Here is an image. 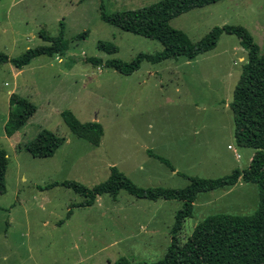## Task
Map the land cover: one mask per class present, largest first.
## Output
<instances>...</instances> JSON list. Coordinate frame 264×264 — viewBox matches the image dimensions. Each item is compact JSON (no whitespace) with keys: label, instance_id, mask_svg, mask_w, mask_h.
I'll return each instance as SVG.
<instances>
[{"label":"rangeland","instance_id":"1","mask_svg":"<svg viewBox=\"0 0 264 264\" xmlns=\"http://www.w3.org/2000/svg\"><path fill=\"white\" fill-rule=\"evenodd\" d=\"M158 1L104 4L113 13ZM101 4L0 0V50L9 56L0 63V150L11 155L5 189L0 191V264H114L122 256L132 264L162 259L180 200L154 201L121 190L116 197L99 195L93 205L79 207L83 195L71 187L49 185L71 180L92 188L107 180L116 166L139 186L181 188L189 183L183 174L220 177L248 167L256 151L239 146L234 135L230 103L248 57L238 36L223 33L214 49L193 59L143 61L126 75L105 62H130L140 52L162 50L163 44L105 21ZM62 21L67 41L63 54L40 55L22 69L15 67L12 58L50 44L41 31L56 36ZM226 24L245 26L264 51V0H220L171 20L194 42ZM101 40L114 43L118 51L100 49ZM18 97L36 106L19 127L26 109L14 102ZM67 109L82 122L103 125L99 145L73 133L62 117ZM43 129L66 140L53 156L34 157L24 145ZM148 150L165 155L180 172H171ZM24 176L27 181L20 179ZM241 182L226 194L225 188L201 192L181 240L209 215L253 214L259 206L258 186Z\"/></svg>","mask_w":264,"mask_h":264},{"label":"trees","instance_id":"2","mask_svg":"<svg viewBox=\"0 0 264 264\" xmlns=\"http://www.w3.org/2000/svg\"><path fill=\"white\" fill-rule=\"evenodd\" d=\"M105 0L101 4V17L105 21L135 34L156 39L163 44V49L154 53L140 52L130 62L121 59H109L105 62L120 73L130 75L137 71L143 61L160 63L170 58L185 56L193 59L200 54L214 49L223 33L235 34L241 45L247 50L248 57L243 65L239 81L234 89L230 103L235 120V139L239 146L255 149V153L246 168L237 167L232 172L216 177L204 178L183 174L189 183L185 187L171 188L163 186L143 187L132 181L116 166L111 168L107 180L90 188L76 181L55 182L73 188L85 197L77 206L87 207L96 202L99 195L110 194L116 197L125 190L137 198L150 200H180L182 206L175 214L170 230L171 243L165 256L154 262L137 264H264V51L252 33L243 25L226 24L213 27L202 39L194 42L181 29L171 25L174 17L188 12L195 7H203L220 0H161L136 9H124L113 13L105 10ZM43 40L48 45L29 48L11 61L15 67L22 69L40 55L55 56L67 49L65 23L61 22L60 32L51 36L41 31ZM98 47L108 53L118 51L117 45L101 40ZM9 61V56L0 50V63ZM102 62V61H99ZM19 107L25 108L19 125L25 124L35 112L36 106L25 98L14 100ZM62 117L67 126L77 136L99 145L104 136V127L98 121L82 122L72 110H64ZM14 125V124H13ZM9 128L12 127L8 126ZM15 127V128H17ZM66 138L55 132L43 129L36 138L24 145L34 157H51ZM150 156L167 164L175 170L169 159L152 150ZM8 156L0 150V191L5 189V172ZM250 182L258 186L259 206L250 215L219 213L209 215L199 222L192 234L185 241L180 238L187 218L194 213L195 202L201 192L219 188H230L238 182ZM72 214L69 210L68 216ZM114 264H132L122 256Z\"/></svg>","mask_w":264,"mask_h":264},{"label":"crops","instance_id":"3","mask_svg":"<svg viewBox=\"0 0 264 264\" xmlns=\"http://www.w3.org/2000/svg\"><path fill=\"white\" fill-rule=\"evenodd\" d=\"M9 137V136H8ZM229 146H232L231 144H229L228 145V148H229ZM15 152L17 151V150H14ZM157 154H159V153H157ZM159 155H161V156H163V157H166L165 155H163V154H159ZM9 158L11 157V155H10V153H8V155H7ZM252 157L253 156H251V159H252ZM167 158V157H166ZM167 159H169V158H167ZM251 159H250V161H251ZM170 160V159H169ZM160 161V160H159ZM171 161V160H170ZM162 162V161H161ZM172 162V161H171ZM173 165H174V167H175V170H171V172H180L179 171V169H178V167H176L175 166V164L174 163H172ZM18 175H19V173H18ZM22 177V176H21ZM20 179H23L24 181H27V177L26 176H24L23 178H20ZM63 181H66V180H62L61 182H63ZM241 183H243V182H241ZM38 184V183H37ZM239 184H236L235 186H233V187H231V188H229V189H226L225 190V192H222L223 194H226V193H228V192H230L231 190H233V189H235L237 186H238ZM198 200V199H197ZM196 203V202H195ZM72 216V214L68 217V218H70ZM4 258H5V256H4Z\"/></svg>","mask_w":264,"mask_h":264},{"label":"built area","instance_id":"4","mask_svg":"<svg viewBox=\"0 0 264 264\" xmlns=\"http://www.w3.org/2000/svg\"><path fill=\"white\" fill-rule=\"evenodd\" d=\"M237 155L239 156V154L237 153Z\"/></svg>","mask_w":264,"mask_h":264}]
</instances>
